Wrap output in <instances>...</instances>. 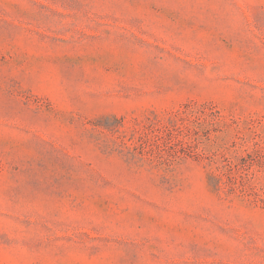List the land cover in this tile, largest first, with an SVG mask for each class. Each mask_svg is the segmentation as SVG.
Returning a JSON list of instances; mask_svg holds the SVG:
<instances>
[{"label":"rangeland","instance_id":"374dc122","mask_svg":"<svg viewBox=\"0 0 264 264\" xmlns=\"http://www.w3.org/2000/svg\"><path fill=\"white\" fill-rule=\"evenodd\" d=\"M0 264H264V0H0Z\"/></svg>","mask_w":264,"mask_h":264}]
</instances>
